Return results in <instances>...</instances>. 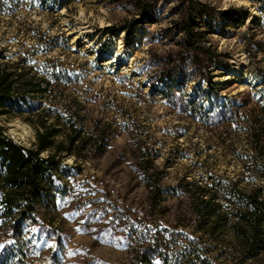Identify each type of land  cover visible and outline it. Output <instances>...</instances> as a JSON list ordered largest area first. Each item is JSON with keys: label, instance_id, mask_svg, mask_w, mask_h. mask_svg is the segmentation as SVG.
Masks as SVG:
<instances>
[{"label": "rangeland", "instance_id": "1", "mask_svg": "<svg viewBox=\"0 0 264 264\" xmlns=\"http://www.w3.org/2000/svg\"><path fill=\"white\" fill-rule=\"evenodd\" d=\"M192 1L212 18L209 34L188 50L174 24ZM49 8L41 0L0 3V63L55 72L53 92L0 115V128L31 147L38 116L64 126L76 110L78 129L104 130L105 150L63 157L50 206L37 205L35 220L14 227L0 216V264H162L163 239L178 234L186 245L192 237L188 183L248 180L246 138L224 129L237 106L264 100V12L249 0H74ZM126 24L129 33L118 30ZM209 70L217 96L201 80ZM147 162L162 179L156 203L142 172ZM257 183L264 188L263 178ZM231 247L226 232L218 246L226 264L236 256Z\"/></svg>", "mask_w": 264, "mask_h": 264}, {"label": "trees", "instance_id": "2", "mask_svg": "<svg viewBox=\"0 0 264 264\" xmlns=\"http://www.w3.org/2000/svg\"><path fill=\"white\" fill-rule=\"evenodd\" d=\"M20 1L0 0V3L12 6L15 2L19 5ZM41 1L54 10L66 7L74 0ZM249 1L258 2L264 12V0ZM142 10L144 13L145 9ZM211 11L208 6L192 1L185 8L187 16L174 24L176 32L183 35L188 50L195 48V44L209 34L206 29H210ZM130 28L131 25L126 24L118 30L129 33ZM105 32L114 36L117 30L109 27ZM204 56L213 63L209 51H204ZM20 64L0 63V115L10 114L14 108L27 105L28 101L46 99L53 92L50 78L55 72H35L22 62ZM211 72L202 73L201 80L208 91L217 96L218 84L214 83ZM192 105L197 108L196 104ZM199 107L208 113L202 103ZM237 108L238 113L224 130L226 135L240 132L246 138L252 155L242 162V168L248 173V180L222 182L211 178L209 184L188 183L184 192L188 199L192 237L186 245L177 243L178 234L169 240L163 239L168 252L162 254V264H169L170 260H173L170 264H226L220 259L225 252L218 251L226 232L232 237L231 248L236 255L226 260L228 264H250L252 261L264 264V188L257 183L260 177L264 180V100ZM73 114L77 119L78 111ZM76 119L63 126L58 120L47 124L46 117L38 116L37 124L32 125L35 143L31 147L16 143L0 128V216L13 221L14 227H20L30 218L35 220L37 205L45 209L50 206L45 201L53 192L63 157L85 160L84 153L95 156L104 152V130L96 126L92 134H85L74 125ZM231 124H235V129L230 128ZM144 164L145 185L152 203H156L163 195L161 175L148 162Z\"/></svg>", "mask_w": 264, "mask_h": 264}, {"label": "bare ground", "instance_id": "3", "mask_svg": "<svg viewBox=\"0 0 264 264\" xmlns=\"http://www.w3.org/2000/svg\"><path fill=\"white\" fill-rule=\"evenodd\" d=\"M228 70L229 71H231V74H232V76L234 77V78H240V76H239V70H237V68L236 67H230V68H228Z\"/></svg>", "mask_w": 264, "mask_h": 264}]
</instances>
